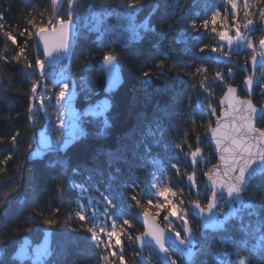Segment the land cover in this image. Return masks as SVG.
Instances as JSON below:
<instances>
[{"label": "trees", "instance_id": "16d2710c", "mask_svg": "<svg viewBox=\"0 0 264 264\" xmlns=\"http://www.w3.org/2000/svg\"><path fill=\"white\" fill-rule=\"evenodd\" d=\"M52 1L0 0V264H34L30 254L22 262L16 253L25 238L32 251L45 229L50 232L49 251L40 264L97 263L87 224L74 214L78 195L73 183L108 197L116 205L115 217L130 219L134 238L142 231L137 220L141 205L152 198L149 159L166 162L175 155V144L191 145L203 154L196 164L188 158L180 169L190 164L199 168L198 195L188 193V200L207 203L210 191L202 181L216 157L205 129L219 115L223 83L237 86L238 95L246 97L241 84L253 78L250 98L255 105L264 102L262 64L253 69L248 60L228 61L217 33L193 25L212 8L225 11L226 0H59L58 14L65 21L71 12L75 31L70 50L52 68L70 72L77 121L83 130L63 148L66 130L56 116L57 86L47 90L46 101L38 95V106L31 109L34 80L39 76L37 60L43 66L45 61L28 32L35 34L36 24H47L54 12ZM254 2L250 12L256 44L262 38L259 11L264 0ZM107 55L118 59L124 82L104 94L98 61ZM105 96L110 98L105 116L86 110ZM207 100L211 112L204 105ZM256 126L264 127V115ZM39 128L49 134L51 145L34 156ZM183 178L178 181L187 191L185 173ZM218 200L223 227L201 235L199 221L190 214L188 224L195 239L202 241L200 249L186 262L168 246L171 259L175 264H264V173L249 182L239 203L229 204L223 196ZM129 246L135 254L133 241ZM154 256L158 259L155 252ZM139 261L137 257L135 262Z\"/></svg>", "mask_w": 264, "mask_h": 264}, {"label": "rangeland", "instance_id": "374dc122", "mask_svg": "<svg viewBox=\"0 0 264 264\" xmlns=\"http://www.w3.org/2000/svg\"><path fill=\"white\" fill-rule=\"evenodd\" d=\"M254 1L255 0H249L248 11L250 14L248 17H245L244 15L245 0H237V14L235 17H233L231 6L227 3L226 0L225 4L227 9L225 11L218 8H212L204 12L200 16L199 20L193 22V25L196 29L202 28L201 25L204 20L207 19L210 21V18L214 12H220L221 17L218 24L216 25L217 32H219L220 30H228L229 34L235 37V28L233 26V20L235 19L236 23L240 25L241 38L239 40H236L234 38L232 44H228L227 41L220 40V50L227 53V55L230 57L228 58V61L230 62H234L237 59L236 57H238V59H240L242 62L246 60L250 62V60H252L253 55H255L256 59H258V62L262 64L259 69V73L264 74V48L260 46L259 42L255 44L254 34H256V32L251 33L253 25L244 27L247 19L252 20L250 11L252 9L253 3H255ZM58 2L59 0L52 1L54 12L49 21L47 22L46 26L55 27L56 22L62 20V18L57 12ZM253 16L257 17L254 12ZM257 20H259V18H257ZM221 24L224 25V28H221ZM209 28L210 32L213 33L211 24ZM259 33L260 32L258 31L257 35ZM34 35L35 34L33 32H28V36L33 37ZM261 35V39H264V20L261 25ZM249 41H251L253 44V48L251 49L247 46ZM37 61L40 65L37 70L39 73L43 65L41 59L38 58ZM63 69L65 70L66 68H52L55 74L59 73V70L61 71ZM38 77H40V75H37L36 79L34 80V88L32 92L33 101L31 106L32 110L36 106L34 98H37V96L40 95V99H44L46 101V99H49L47 90H52V82L47 83L46 80L42 78L38 79ZM249 79L251 80V82L254 81L253 78ZM40 87H42V91L39 93ZM54 92L56 93V103L58 106V113L56 116L57 119L60 120L58 125L66 130V139L62 146L64 148L72 142L73 136H75L76 134V129L80 126L79 122L76 120L78 118V110L74 106V100L76 97L75 83L73 80L71 81V90L67 96H62L60 92H58L57 88ZM41 93L43 95H41ZM40 103V105L43 106L42 101H40ZM210 104L211 101L208 100L205 101L204 104L209 106V112H211V109H213L211 108ZM66 106H68V109L65 112L64 109L66 108ZM109 106L110 98L105 96L98 100L96 104L90 106L86 110L89 113H93L99 116H105L107 110L109 109ZM93 109H95V111ZM74 118L76 119L74 120ZM37 138L38 143L33 154L34 156H41L45 152V150H47L51 145V140L49 134L45 131L44 128H39L37 130ZM174 149L176 150L175 155L170 158L168 157L166 159V162H164L160 158H153L151 160L149 159L150 167H147L146 169H148V172L152 177L150 182L152 188V198L146 200L144 204L141 205V207L148 203H163V200L159 196H157V192L162 191L164 188H169L171 192L174 193V195L170 196L169 198L177 207L179 215L184 216L188 222V216L191 214L188 208V204L190 202L188 200V193H190L191 196L198 195L197 185L200 181V174H198V167L190 164L188 169L187 167L180 169V164H183L184 166V161L188 162V158L192 159L193 163L196 164V158L203 154L200 152L199 148L192 150L191 145L178 146L175 144ZM184 173L186 181L185 185L188 186L187 191L182 187V185L179 184L178 181L184 179ZM189 177H192L193 179L189 180ZM73 186L78 195L74 214L87 224L86 230L91 228L97 233L98 239L93 238L92 233L87 231L97 248L96 264H120V257H123L125 264H141L140 261L138 263L135 262V259L138 257V251L133 254L131 247L129 246L131 245V241H133L134 244V239L130 235V227L123 223L124 220H127L130 223V219L127 218L125 215H122L120 220H118L115 217V212L117 211L116 205L104 194H97L91 187L84 184L73 183ZM205 205L206 203H203L202 206ZM229 208L230 206L228 205V209ZM151 211L154 213L155 209H152ZM218 212L219 218L223 220L224 216H222V212ZM165 215H167V211H161L160 214L157 216V220H161L165 224V227L167 229H170L182 235L181 229L183 227V220L177 217H169L168 220H164ZM113 228H115V230L121 233V246L119 248L115 247L114 241L111 242V247L108 246L109 241L106 233L112 231ZM49 243L50 232L48 229H45L42 240L39 243L33 245L32 251H29L28 248V254H30L34 264H40L39 262L42 261V257L47 255L49 251ZM113 252L115 253L114 256L112 255ZM144 254L148 259V264H156V261H158V259L154 256V251L150 247L144 249ZM172 261H175L176 263V260L174 258L172 259Z\"/></svg>", "mask_w": 264, "mask_h": 264}, {"label": "water", "instance_id": "95a60500", "mask_svg": "<svg viewBox=\"0 0 264 264\" xmlns=\"http://www.w3.org/2000/svg\"><path fill=\"white\" fill-rule=\"evenodd\" d=\"M68 23V30L63 41V47L57 48L51 52L46 51L44 43L40 37L35 34V39L42 52L45 61L44 66L40 70L41 75L45 70L58 65L66 56L72 46L75 26L71 18V12L65 20ZM56 37H53L55 41ZM258 64V59L250 61L251 67L254 69ZM104 74L103 93L107 94L119 89L123 84L124 78L118 59L113 55H107L98 61ZM229 78L233 75L229 72ZM245 81V80H244ZM244 81L241 86L247 92L246 97L238 95L237 86L229 83H223L224 92L219 99L220 112L214 118L212 126L205 129V138L210 144L216 157L215 163L208 169L203 177L202 184L210 191V197L205 206L196 201L188 204L191 216L199 221V232L203 235L205 232L219 231L223 227V220L219 218L217 210L219 200L218 197H225L228 202L239 203L242 194L248 186L249 182L264 173V127L258 128L256 123L258 119L264 115V102L261 105H255L251 98V85H245ZM231 86L237 89L236 93L231 96L226 95L227 88ZM36 97L34 100L36 101ZM37 107V105H36ZM260 109V113L255 111ZM227 128V136L223 142L218 143L216 139V131L220 127ZM35 141L38 139L35 137ZM213 177L216 184L213 182ZM236 188V191L229 194L228 187ZM194 202L201 205L204 212L194 206ZM212 202L213 206L207 209V204ZM137 220L142 227V231L134 236V245L138 250V259L142 264H148V259L144 254V249L150 247L157 255L160 264H173L170 257L168 246L173 247L180 253L186 262H191L200 249L202 241L195 239L190 225L182 221L181 238L184 243L181 244L176 239L174 231L165 228L157 219L155 225L163 230V244L165 251H161L152 237L144 235L148 231L141 213L137 214ZM141 237V240H137ZM29 240L25 238L23 243L18 247L16 257L22 262L29 259L28 254Z\"/></svg>", "mask_w": 264, "mask_h": 264}, {"label": "snow or ice", "instance_id": "6c2138e0", "mask_svg": "<svg viewBox=\"0 0 264 264\" xmlns=\"http://www.w3.org/2000/svg\"><path fill=\"white\" fill-rule=\"evenodd\" d=\"M139 0H132V3H138ZM227 3L230 4L232 9V15L233 17L237 14V0H227ZM244 15L245 17L249 16V0H245L244 3ZM259 16L262 20H264V8H261L259 11ZM221 17L220 12H214L209 20H204L201 27L203 29H208L210 24L212 27L213 32H217L216 25L218 24ZM253 21L251 19H247L244 27H248L249 25H252ZM233 26L235 28V37L229 34L228 30H220L217 32V35L219 37V40L221 41H227L228 44H232L233 39L239 40L241 38V31H240V25L236 23L235 19L233 20ZM221 28H224V25L221 24ZM68 30V23L64 20H59L56 22L55 27L52 26H46L43 24H36L35 25V34L38 35L41 39V41L44 43L46 51L51 52L57 48H62L63 41L66 37ZM56 37L55 41L53 40V37ZM259 44L262 48H264V39L259 40ZM250 49L253 48V44L251 41L248 42L247 45ZM201 51H204V49H201ZM211 51H216L215 48H212ZM23 56V53L21 52L20 56L17 57V60H20V58ZM255 55H253L252 60L255 62ZM162 65H158V67H161ZM39 63L37 64V68H39ZM198 71H203V69H199ZM220 75L217 73L216 77L218 78ZM245 85H251V80L249 78H246L244 81ZM204 85V82L201 81V86ZM264 87V86H262ZM237 89L234 87L229 86L226 91V95L231 96L232 94L236 93ZM255 111L257 113H260V109L255 108ZM227 136V128L226 127H220L216 131V139L217 142H223L225 140V137ZM14 143V140H12ZM189 180H192V177L188 178ZM213 182L216 184V180L213 177ZM228 193L231 194L236 191L235 187L229 186L228 187ZM174 195V193L171 192L169 188H164L162 191L157 192V196H159L163 203H148L142 207L141 215L144 217L145 225L148 228V231L144 233V235L152 237V239L155 241V243L159 246L160 250L163 252L165 251V247L163 244V230L159 229L155 225V221L157 219V216L160 214L161 211H167V215L164 216V220H168L169 217H177L184 221L185 224H187V220L184 216L179 215L177 207L173 204V201L169 198L170 196ZM133 200H136V197H132ZM137 205H139V201H136ZM194 206L198 209H200L201 213L204 212V209L201 207V205L194 202ZM213 204L212 202H209L207 204V209L210 210L212 208ZM155 209V212L153 213L151 210ZM46 225L49 223V221L45 220L43 221ZM123 223L127 225L128 227H132L131 223H129L127 220H124ZM88 232L92 233L93 238L98 239L97 233L89 228L87 229ZM170 231V229H169ZM109 244L108 246H112V241H114L115 247L119 248L121 246V233L115 230L113 228L112 231L106 233ZM176 239L179 241V243L183 244L184 240L181 238L180 233H175ZM141 237H137V240H141ZM112 255L114 256L115 253L113 252ZM120 264H125V261L123 257H120ZM173 264H175V261H173Z\"/></svg>", "mask_w": 264, "mask_h": 264}, {"label": "built area", "instance_id": "2783aa9c", "mask_svg": "<svg viewBox=\"0 0 264 264\" xmlns=\"http://www.w3.org/2000/svg\"><path fill=\"white\" fill-rule=\"evenodd\" d=\"M40 78H42L44 80H48V81L52 82L53 84H55L57 86L58 92H60V94L62 96H67L71 90V87H70L71 74L67 69H65V70L63 69L61 71L59 70V73L55 74L53 72L52 68H49L46 71H44L42 75H40ZM67 109H68V106H66L64 111H66ZM76 118H74V120ZM30 119H33L32 114L30 115ZM82 133H83V130L81 128H77L75 135L78 136Z\"/></svg>", "mask_w": 264, "mask_h": 264}, {"label": "bare ground", "instance_id": "6f19581e", "mask_svg": "<svg viewBox=\"0 0 264 264\" xmlns=\"http://www.w3.org/2000/svg\"><path fill=\"white\" fill-rule=\"evenodd\" d=\"M34 37H35V35H34ZM35 40H36V39H35ZM45 71H46V70H45ZM42 74H43V73H42ZM42 74H41V75H42Z\"/></svg>", "mask_w": 264, "mask_h": 264}, {"label": "flooded vegetation", "instance_id": "af4514ba", "mask_svg": "<svg viewBox=\"0 0 264 264\" xmlns=\"http://www.w3.org/2000/svg\"><path fill=\"white\" fill-rule=\"evenodd\" d=\"M146 249V248H145ZM138 251V250H137ZM146 256V255H145ZM142 264V263H141Z\"/></svg>", "mask_w": 264, "mask_h": 264}]
</instances>
